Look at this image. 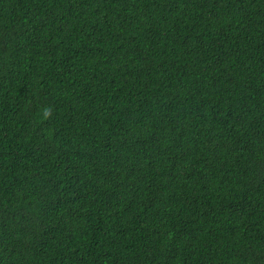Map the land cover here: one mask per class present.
I'll return each instance as SVG.
<instances>
[{
	"label": "trees",
	"instance_id": "obj_1",
	"mask_svg": "<svg viewBox=\"0 0 264 264\" xmlns=\"http://www.w3.org/2000/svg\"><path fill=\"white\" fill-rule=\"evenodd\" d=\"M0 264H264V0H0Z\"/></svg>",
	"mask_w": 264,
	"mask_h": 264
},
{
	"label": "bare ground",
	"instance_id": "obj_2",
	"mask_svg": "<svg viewBox=\"0 0 264 264\" xmlns=\"http://www.w3.org/2000/svg\"><path fill=\"white\" fill-rule=\"evenodd\" d=\"M235 110V109H234ZM232 114V113H231ZM229 116V115H228Z\"/></svg>",
	"mask_w": 264,
	"mask_h": 264
}]
</instances>
